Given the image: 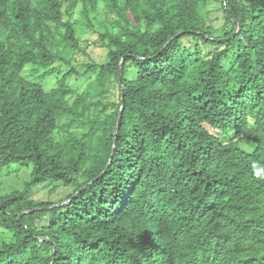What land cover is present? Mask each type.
<instances>
[{"label":"trees","instance_id":"1","mask_svg":"<svg viewBox=\"0 0 264 264\" xmlns=\"http://www.w3.org/2000/svg\"><path fill=\"white\" fill-rule=\"evenodd\" d=\"M22 162L0 264H264V0H0V171Z\"/></svg>","mask_w":264,"mask_h":264},{"label":"rangeland","instance_id":"2","mask_svg":"<svg viewBox=\"0 0 264 264\" xmlns=\"http://www.w3.org/2000/svg\"><path fill=\"white\" fill-rule=\"evenodd\" d=\"M215 6L210 4L208 9L212 11ZM210 18L212 19V24L219 30V34H221V27L224 23L222 12L213 10L210 14ZM72 20L77 21V36L80 40V44L82 48L86 47V52H88L89 56L92 59L101 61L105 56V49L101 47L98 43L96 32L92 31L85 27L84 19L80 14V7L74 11L72 14ZM237 27L235 32H237ZM66 59L71 61L73 65L77 67V70L80 69L82 63L87 60L85 54L81 52H71L66 55ZM227 66L229 63L225 62ZM53 66H57L59 70L62 72L69 71L71 69L70 64L62 63L59 60H56ZM43 72L42 69H34L32 65H27L23 70L22 75L31 81L41 80L45 85L46 89L53 86L56 81V76L46 77L45 79H40V75ZM87 82V78H78L73 75L69 80V85L75 87L79 92H81ZM31 167L26 166V162H22L21 164H13L9 167V169H4L0 171V194H6L13 189L21 188L26 180L30 178ZM50 188L49 184H40L35 186L31 190V195L36 200H50L55 201L59 198L64 197L67 193L70 192L69 187L60 186L55 193H49L48 189ZM0 239L7 241L8 238L5 236H0Z\"/></svg>","mask_w":264,"mask_h":264},{"label":"water","instance_id":"3","mask_svg":"<svg viewBox=\"0 0 264 264\" xmlns=\"http://www.w3.org/2000/svg\"><path fill=\"white\" fill-rule=\"evenodd\" d=\"M121 70H122V62H120V66H119V69H118V79L121 81ZM121 111H122V108L120 109V112H119V115H118V118H117V121H116V125H115V129H114V132H113V135L115 136L116 133H117V130L119 128V123H120V120H121ZM113 154H114V150H112V153L110 155V160H109V163L111 162V159L113 157ZM108 163V164H109ZM63 204V203H61Z\"/></svg>","mask_w":264,"mask_h":264}]
</instances>
